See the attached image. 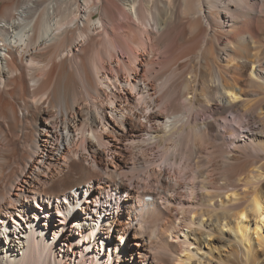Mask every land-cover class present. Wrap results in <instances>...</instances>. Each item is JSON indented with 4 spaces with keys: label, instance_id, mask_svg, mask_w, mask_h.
I'll return each mask as SVG.
<instances>
[{
    "label": "bare ground",
    "instance_id": "bare-ground-1",
    "mask_svg": "<svg viewBox=\"0 0 264 264\" xmlns=\"http://www.w3.org/2000/svg\"><path fill=\"white\" fill-rule=\"evenodd\" d=\"M4 1L0 264H264V0Z\"/></svg>",
    "mask_w": 264,
    "mask_h": 264
},
{
    "label": "rangeland",
    "instance_id": "rangeland-1",
    "mask_svg": "<svg viewBox=\"0 0 264 264\" xmlns=\"http://www.w3.org/2000/svg\"><path fill=\"white\" fill-rule=\"evenodd\" d=\"M13 2L17 5L18 3H20V0H13ZM5 4V1L4 0H0V11L2 10L3 8V5ZM69 4H70V1H69ZM98 17V14H94L93 17H92V20H95L96 18ZM115 48H116V45L114 44L113 45ZM104 48V49H103ZM107 48V49H106ZM106 50V51H105ZM92 52V53H91ZM102 52L103 53H107L109 54L110 52L112 53V51L110 50V47L107 46L106 43H104V45L102 46ZM94 53V54H93ZM94 55V56H93ZM96 55V56H95ZM99 55L96 53L95 49L92 48V50L90 49L87 53V56L86 58H99L98 57ZM45 179V178H43ZM48 211L44 212V213H40V215H43L44 214V217H42L39 222L43 223V222H46L45 220L48 218ZM117 242V235L114 236V241L112 242V247L111 248H108V252H111V251H114V250H117L115 249V244ZM118 251V250H117ZM119 253V252H118ZM123 255V253H122Z\"/></svg>",
    "mask_w": 264,
    "mask_h": 264
}]
</instances>
